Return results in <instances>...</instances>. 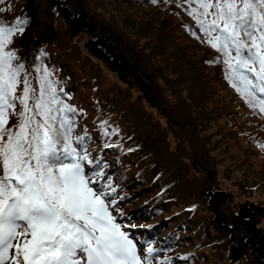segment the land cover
<instances>
[{
  "label": "trees",
  "instance_id": "1",
  "mask_svg": "<svg viewBox=\"0 0 264 264\" xmlns=\"http://www.w3.org/2000/svg\"><path fill=\"white\" fill-rule=\"evenodd\" d=\"M133 1L166 14L157 28L137 31L138 37L152 39L150 47L124 37L87 0H0V23L28 21L9 50L17 51L30 78L37 75L34 65L52 70L57 92L66 93L80 113L76 134L87 130L88 150L93 160L105 162L118 207L135 224V233L154 240L171 264H264V208L248 200L237 203L219 186L201 137L205 123L223 122L235 140L258 146L255 153L264 162V113L254 112L225 79V65L217 62L222 57L187 14V0ZM81 36L86 55L77 42ZM173 41L182 46L166 51ZM169 57L174 66L163 67ZM102 66L118 82L110 83ZM170 74H176L175 81H169ZM17 122L13 117L8 126ZM101 124L119 134L103 136ZM169 131L187 147L173 148ZM130 180L136 190L129 189ZM139 192L146 198L142 211L136 204ZM164 232L168 235L161 238Z\"/></svg>",
  "mask_w": 264,
  "mask_h": 264
},
{
  "label": "snow or ice",
  "instance_id": "2",
  "mask_svg": "<svg viewBox=\"0 0 264 264\" xmlns=\"http://www.w3.org/2000/svg\"><path fill=\"white\" fill-rule=\"evenodd\" d=\"M187 3L222 57L225 79L264 113V0ZM27 25L22 18L0 23V264H171L158 259L153 241L137 239L105 162L88 150L87 130L76 134L80 113L57 92L52 70L34 65L30 78L9 50ZM13 117L18 122L9 127ZM100 129L105 137L119 134Z\"/></svg>",
  "mask_w": 264,
  "mask_h": 264
},
{
  "label": "rangeland",
  "instance_id": "3",
  "mask_svg": "<svg viewBox=\"0 0 264 264\" xmlns=\"http://www.w3.org/2000/svg\"><path fill=\"white\" fill-rule=\"evenodd\" d=\"M87 6L92 11L96 12L102 20L115 27L126 38L137 39V43L140 46H148L152 44V39L149 37H138L137 31L139 29L157 28L158 23L166 18V14L159 13L153 9H144L143 5L133 0H87ZM151 11V12H149ZM171 37V36H170ZM174 38L175 35L173 34ZM80 40H75L80 45L84 55L86 50L84 49V41L86 37L81 36ZM174 46L181 47V43L166 45L165 50H171ZM168 49V50H167ZM95 61V60H94ZM95 63H99L95 61ZM175 61L169 57L163 64V67H173ZM104 68V66H102ZM170 73V72H169ZM104 75L110 83L118 82L117 76L109 72L104 68ZM176 74H170L169 81H175ZM64 82H68L70 77L65 75L62 77ZM162 82V81H160ZM120 83V82H119ZM179 89V87H177ZM183 92V90H182ZM189 90L183 92L184 96H189ZM219 96H224L225 91L217 93ZM138 93L134 91V96L137 97ZM145 107L149 112L156 114V111L151 109L148 105ZM208 110H203V113H208ZM163 123L164 121L161 120ZM204 124V123H202ZM223 126V122L210 121L205 123L201 129V137L206 141L207 149L210 151V156L214 162V169L218 176L219 186L232 193L235 201L244 202L246 200L258 203L264 208V162L258 157L255 151H259L258 146H254V149L248 145L245 140L237 141L230 134L229 129ZM230 132V133H229ZM169 144L175 148L177 145H181L183 148L187 147V143L179 142L177 133L169 131L168 136ZM130 190H136V183H132L130 180ZM141 196V192L136 193L135 197ZM145 197L141 196L138 200L137 210H143V204ZM124 205V204H123ZM144 214V212H142ZM162 220V215L159 216L156 224ZM261 226L264 228V217L261 222ZM168 233L164 232L161 238H165ZM184 249V248H183ZM158 259L163 261L164 254L160 253Z\"/></svg>",
  "mask_w": 264,
  "mask_h": 264
}]
</instances>
